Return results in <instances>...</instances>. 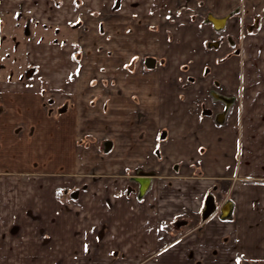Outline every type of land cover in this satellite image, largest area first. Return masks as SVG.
<instances>
[{
  "label": "crops",
  "instance_id": "obj_1",
  "mask_svg": "<svg viewBox=\"0 0 264 264\" xmlns=\"http://www.w3.org/2000/svg\"><path fill=\"white\" fill-rule=\"evenodd\" d=\"M111 2L0 0V264H264V0Z\"/></svg>",
  "mask_w": 264,
  "mask_h": 264
},
{
  "label": "rangeland",
  "instance_id": "obj_2",
  "mask_svg": "<svg viewBox=\"0 0 264 264\" xmlns=\"http://www.w3.org/2000/svg\"><path fill=\"white\" fill-rule=\"evenodd\" d=\"M111 3H112V5L115 4V3H117L119 6L122 7V4H124V5L125 4H128L129 3V0H114V1L112 0ZM112 7L111 8H107L106 10H100L99 12H97V19L98 20L99 19L102 20V18H103V20H110L113 17V14H114V11H113ZM30 28L32 29L33 26H31ZM151 29H153L154 31H158V28H151ZM26 30H29V28L28 29L26 28ZM37 30L33 31L32 33L29 31L28 34L26 33L23 36H21L22 38H17V36H13L14 43H10L9 44V48H10L11 55H13L12 56V59L9 56V61H10L11 66H12L13 69L14 68L15 69L17 68V70H21L22 71L21 72L22 74H21L20 77L21 78L23 77V79L27 75L26 72L30 69L29 64H28L29 57L27 55V48H28L27 45L29 43H31L32 40H34V38H32V37L33 36L36 37L39 33H40L39 34L40 35V38L42 37V38L45 39V36H46L43 33L42 30H39V29H37ZM57 32H58V34H60V32H62V31L59 29ZM33 33L36 34V35H33ZM43 35H45V36H43ZM37 39H39V38H37ZM4 65L5 64H3L2 67H4ZM218 104L223 105V103H218ZM223 107H224V105H223ZM215 110H218V109H215ZM4 175H6V174H1V176H4ZM28 177H30V176L29 175L23 176L22 178H28ZM15 178H17V177H15ZM129 185L132 186V187L135 186V184L133 182H129ZM145 195H142L140 198L143 199L145 197ZM135 197L137 198V194L135 195ZM130 201H134V200L131 199Z\"/></svg>",
  "mask_w": 264,
  "mask_h": 264
},
{
  "label": "water",
  "instance_id": "obj_3",
  "mask_svg": "<svg viewBox=\"0 0 264 264\" xmlns=\"http://www.w3.org/2000/svg\"><path fill=\"white\" fill-rule=\"evenodd\" d=\"M208 20L212 22V24L217 30L223 29L226 24V19H216L213 17H209ZM146 64L148 67L154 68L155 60L148 59ZM30 74L31 73H29L28 75L31 76ZM224 118H225V112L220 113L216 117V122L223 123ZM108 149L110 148H107V150ZM137 174L140 177V178H137V181L141 185V195H143L147 191V188L149 187L148 183H149V180H150L149 177H151V174L144 173V172H138ZM215 210H216V205L214 204L213 198H211L207 203V210L203 214V219L207 220L215 212ZM231 211H232V205L230 203L225 204L221 209V218L222 219L228 218L230 216Z\"/></svg>",
  "mask_w": 264,
  "mask_h": 264
},
{
  "label": "built area",
  "instance_id": "obj_4",
  "mask_svg": "<svg viewBox=\"0 0 264 264\" xmlns=\"http://www.w3.org/2000/svg\"><path fill=\"white\" fill-rule=\"evenodd\" d=\"M141 65L144 66V68L146 67L145 60H142V61H141ZM144 73H147V69L144 71ZM209 96H210V98H211L212 103H214V104H217V103H223V105H224L223 110L218 111V112H215V114L213 115V116H214V120H215V122H216V117H217V115L220 114V113L225 112V117H227V116H228V113H229V111H230V108L236 103V99H235V97L227 98V99L230 100V101H225V100H223V99L220 97L219 93L216 92V91H210V92H209ZM226 119H227V118H226ZM224 122H225V120H224ZM224 122H223V123H217V122H216V123L219 124V125H221V124H224ZM145 193H146V192H145ZM145 193H144L143 195H145ZM140 195H141V193H139V197H140ZM141 196H142V195H141Z\"/></svg>",
  "mask_w": 264,
  "mask_h": 264
},
{
  "label": "trees",
  "instance_id": "obj_5",
  "mask_svg": "<svg viewBox=\"0 0 264 264\" xmlns=\"http://www.w3.org/2000/svg\"><path fill=\"white\" fill-rule=\"evenodd\" d=\"M59 193H62V191H60Z\"/></svg>",
  "mask_w": 264,
  "mask_h": 264
},
{
  "label": "flooded vegetation",
  "instance_id": "obj_6",
  "mask_svg": "<svg viewBox=\"0 0 264 264\" xmlns=\"http://www.w3.org/2000/svg\"><path fill=\"white\" fill-rule=\"evenodd\" d=\"M226 119V117L224 118V120Z\"/></svg>",
  "mask_w": 264,
  "mask_h": 264
}]
</instances>
